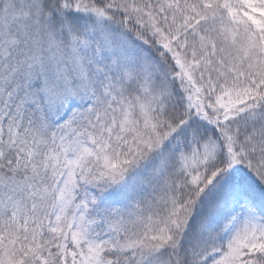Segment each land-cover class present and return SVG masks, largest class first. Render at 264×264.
<instances>
[{"label":"snow or ice","instance_id":"6c2138e0","mask_svg":"<svg viewBox=\"0 0 264 264\" xmlns=\"http://www.w3.org/2000/svg\"><path fill=\"white\" fill-rule=\"evenodd\" d=\"M0 264H264V0H0Z\"/></svg>","mask_w":264,"mask_h":264}]
</instances>
